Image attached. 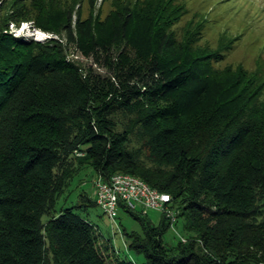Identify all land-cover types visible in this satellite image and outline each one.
<instances>
[{
    "label": "trees",
    "instance_id": "obj_1",
    "mask_svg": "<svg viewBox=\"0 0 264 264\" xmlns=\"http://www.w3.org/2000/svg\"><path fill=\"white\" fill-rule=\"evenodd\" d=\"M176 1L102 18L90 0L74 20L58 0H13L0 16V264H138L101 242L97 197L68 205L87 168L172 196L186 241L166 239L165 213L121 204L142 224L123 232L145 264H264V68H220L222 52L180 40ZM28 18L59 36L16 37L10 22Z\"/></svg>",
    "mask_w": 264,
    "mask_h": 264
},
{
    "label": "rangeland",
    "instance_id": "obj_2",
    "mask_svg": "<svg viewBox=\"0 0 264 264\" xmlns=\"http://www.w3.org/2000/svg\"><path fill=\"white\" fill-rule=\"evenodd\" d=\"M34 1L26 0L28 6H31ZM58 1L65 7L74 6V20L78 18L79 13L83 18L90 15V0ZM95 1L94 15L101 14V17L105 18L112 10L124 4L134 6L139 0ZM12 2L13 0H0L2 20L13 12ZM176 3L183 9L182 16L173 26L180 40L190 39L199 47H210L212 50L222 52L224 56L218 65L220 68L242 67L253 73L260 67L264 68V0H177ZM9 28L16 37L27 40L45 42L49 38L59 36L40 27L31 18L23 19L20 23L11 21ZM69 57L78 59L83 64H93L92 59L84 57L74 46L71 48ZM99 71L103 72V69ZM98 180L99 177L90 168L85 169L80 179L75 180L71 186L72 192L68 205L77 203L83 192L85 196L97 197L96 182ZM172 212L176 219L175 221L172 219L174 222L166 234V239L180 238L186 241L177 226L178 212L174 209ZM147 214L155 223H159L162 217L160 210L151 209ZM89 218L101 242L109 245L111 253H117L122 257L128 256L138 264H145L143 255H137L129 249L127 237L123 232L124 229L142 232L143 227L139 220L122 209L119 210L117 219L113 220L99 205L89 210Z\"/></svg>",
    "mask_w": 264,
    "mask_h": 264
},
{
    "label": "built area",
    "instance_id": "obj_3",
    "mask_svg": "<svg viewBox=\"0 0 264 264\" xmlns=\"http://www.w3.org/2000/svg\"><path fill=\"white\" fill-rule=\"evenodd\" d=\"M96 195L99 206L113 220L117 219L122 203L134 209L139 207L144 213H148L151 209L160 210L174 221L176 219L171 208L172 201L167 197L156 195L154 188L146 184L132 185L127 176L113 175L107 181L99 178L96 182Z\"/></svg>",
    "mask_w": 264,
    "mask_h": 264
},
{
    "label": "bare ground",
    "instance_id": "obj_4",
    "mask_svg": "<svg viewBox=\"0 0 264 264\" xmlns=\"http://www.w3.org/2000/svg\"><path fill=\"white\" fill-rule=\"evenodd\" d=\"M117 175V177H128L130 179V183H132V185H142V184H146L148 187H151L150 184H148L146 181H144L142 178L132 175L131 173H117L115 174ZM154 193L156 195H161L164 197H167L168 200L172 201V196L169 193L166 192H161L159 190H157L156 188H154Z\"/></svg>",
    "mask_w": 264,
    "mask_h": 264
}]
</instances>
